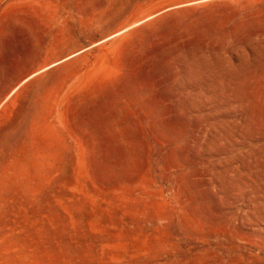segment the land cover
<instances>
[{
	"label": "rangeland",
	"instance_id": "374dc122",
	"mask_svg": "<svg viewBox=\"0 0 264 264\" xmlns=\"http://www.w3.org/2000/svg\"><path fill=\"white\" fill-rule=\"evenodd\" d=\"M0 264H264V0H0Z\"/></svg>",
	"mask_w": 264,
	"mask_h": 264
}]
</instances>
